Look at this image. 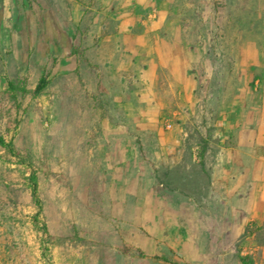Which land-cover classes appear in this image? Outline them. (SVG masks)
<instances>
[{
  "label": "rangeland",
  "instance_id": "374dc122",
  "mask_svg": "<svg viewBox=\"0 0 264 264\" xmlns=\"http://www.w3.org/2000/svg\"><path fill=\"white\" fill-rule=\"evenodd\" d=\"M158 3L165 33L190 56L192 95L169 87L163 70L155 81L131 72L136 94L121 93L118 79L102 80L114 94L89 89L104 52L92 63L84 39L95 23L119 22L95 0H0V136L33 163L49 234L32 223L27 171L0 146V264H151L131 239L155 237L168 221L156 241L171 261L241 264V254L264 264V224L223 238L206 203L208 155L235 145L260 101L244 54L263 43L264 0ZM43 71L48 84L36 93Z\"/></svg>",
  "mask_w": 264,
  "mask_h": 264
},
{
  "label": "crops",
  "instance_id": "0c3cea01",
  "mask_svg": "<svg viewBox=\"0 0 264 264\" xmlns=\"http://www.w3.org/2000/svg\"><path fill=\"white\" fill-rule=\"evenodd\" d=\"M95 1L105 8L106 13L117 12L119 22L116 25L95 23L90 29L93 34L84 39L85 51L92 63H99L98 58L104 52L93 78L88 80L89 89H104L105 93L112 94L109 83L102 80L118 79L121 93L136 94L137 90L129 82L132 75L155 81L160 78L159 71L163 70L171 79L169 87H174L180 96L192 95L195 83L189 74L190 56L183 45L165 33L171 24L168 23L167 9L158 0ZM244 63L254 68L252 81L259 83L260 101L251 106L253 110L246 115V123L239 125L235 145L208 155L214 199L206 203L216 208L213 221L222 223L223 238L228 239L238 237L249 223L264 224V39L262 45L245 51ZM152 83L146 85L148 91L141 93H151ZM193 105L188 104L189 107ZM130 201L135 214L134 201ZM168 223L155 237L143 232L136 233L131 239L142 250H149L146 253L151 254V264H178L163 256L156 241L170 232L172 226L170 221ZM261 249L264 255V245ZM169 251L174 250L169 248Z\"/></svg>",
  "mask_w": 264,
  "mask_h": 264
},
{
  "label": "trees",
  "instance_id": "16d2710c",
  "mask_svg": "<svg viewBox=\"0 0 264 264\" xmlns=\"http://www.w3.org/2000/svg\"><path fill=\"white\" fill-rule=\"evenodd\" d=\"M48 71H43V73L40 76L39 83L36 89V93L41 92L44 90V88L48 84ZM8 87L12 91V98L14 100H17L16 93H15V88L14 84L11 81H8ZM0 146L4 147L5 150L13 157L16 158V161L18 164L23 166V168L27 171V184L28 188L30 190L31 198L33 203L36 206V211L32 215V223L35 227H37L41 233L42 236H49L48 234V229L45 223L41 222L39 219V215L42 210V201L39 196V186H38V178H37V173L36 170L34 169L33 163L31 160L20 156V154L17 152L12 140H5L3 137L0 136ZM45 239V238H44ZM42 255L46 257V251H47V246H45V240L42 241ZM239 261L241 264H248V258L246 255H238Z\"/></svg>",
  "mask_w": 264,
  "mask_h": 264
}]
</instances>
